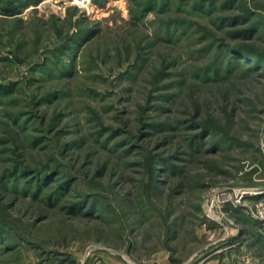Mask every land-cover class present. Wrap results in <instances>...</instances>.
I'll list each match as a JSON object with an SVG mask.
<instances>
[{
  "label": "rangeland",
  "instance_id": "374dc122",
  "mask_svg": "<svg viewBox=\"0 0 264 264\" xmlns=\"http://www.w3.org/2000/svg\"><path fill=\"white\" fill-rule=\"evenodd\" d=\"M0 264H264V0H0Z\"/></svg>",
  "mask_w": 264,
  "mask_h": 264
}]
</instances>
